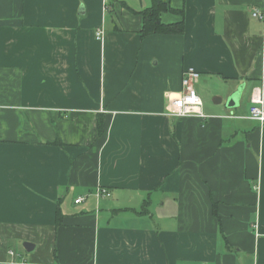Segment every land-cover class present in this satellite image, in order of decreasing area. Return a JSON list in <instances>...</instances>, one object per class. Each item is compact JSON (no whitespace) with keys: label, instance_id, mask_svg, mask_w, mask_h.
Listing matches in <instances>:
<instances>
[{"label":"crops","instance_id":"obj_1","mask_svg":"<svg viewBox=\"0 0 264 264\" xmlns=\"http://www.w3.org/2000/svg\"><path fill=\"white\" fill-rule=\"evenodd\" d=\"M167 1L0 0V264H264V0Z\"/></svg>","mask_w":264,"mask_h":264},{"label":"built area","instance_id":"obj_2","mask_svg":"<svg viewBox=\"0 0 264 264\" xmlns=\"http://www.w3.org/2000/svg\"><path fill=\"white\" fill-rule=\"evenodd\" d=\"M253 17L260 20H264V13L255 11ZM105 37V31L103 28H98L95 32V38L98 41H103ZM201 77L200 72L193 68L185 70L182 79V90L177 97L174 98L170 114L176 118H185L189 116H198L205 118L203 113V100L196 88L197 83ZM250 118L258 121L264 125V77L259 91L254 93L252 97V105L250 107ZM110 194L103 190L97 189V196H109ZM84 198H78L75 203L81 204Z\"/></svg>","mask_w":264,"mask_h":264},{"label":"trees","instance_id":"obj_3","mask_svg":"<svg viewBox=\"0 0 264 264\" xmlns=\"http://www.w3.org/2000/svg\"><path fill=\"white\" fill-rule=\"evenodd\" d=\"M149 8L140 13H135L142 18V28L140 36L146 39L152 35H183L185 32V22L181 20L174 24H165L162 21V15L165 13L177 14L184 19V11L171 8L167 0H151ZM99 132L102 131L101 126ZM60 221V218L59 220Z\"/></svg>","mask_w":264,"mask_h":264},{"label":"water","instance_id":"obj_4","mask_svg":"<svg viewBox=\"0 0 264 264\" xmlns=\"http://www.w3.org/2000/svg\"><path fill=\"white\" fill-rule=\"evenodd\" d=\"M241 90L242 88H240L239 90H237L236 92H234L226 101L225 103V107L227 108H233L235 106L238 105V102H239V98H240V95H241ZM221 101V99H220ZM24 247L25 249L30 252L33 250V245L31 243H25L24 244Z\"/></svg>","mask_w":264,"mask_h":264},{"label":"rangeland","instance_id":"obj_5","mask_svg":"<svg viewBox=\"0 0 264 264\" xmlns=\"http://www.w3.org/2000/svg\"><path fill=\"white\" fill-rule=\"evenodd\" d=\"M203 95H205V94H203ZM216 96H218V95H216ZM207 98L209 97V96H206Z\"/></svg>","mask_w":264,"mask_h":264}]
</instances>
